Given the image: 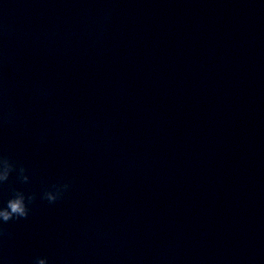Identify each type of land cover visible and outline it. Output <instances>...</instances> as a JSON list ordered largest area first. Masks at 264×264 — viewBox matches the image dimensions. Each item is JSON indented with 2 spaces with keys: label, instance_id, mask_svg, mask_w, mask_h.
Segmentation results:
<instances>
[{
  "label": "clouds",
  "instance_id": "clouds-1",
  "mask_svg": "<svg viewBox=\"0 0 264 264\" xmlns=\"http://www.w3.org/2000/svg\"><path fill=\"white\" fill-rule=\"evenodd\" d=\"M17 172L18 178L21 182L27 183L29 177L25 174L26 169L21 166L17 167L6 156H0V186L8 182L10 175ZM69 188L68 184L54 185V190H46L43 193V199L47 200L50 204L55 203L60 199L64 192ZM36 200L35 194L26 195L23 191L13 190L12 196L7 200L6 205L0 207V222L6 224L11 220L27 219L29 216V205ZM6 229L0 225V238L9 236ZM34 264H48L46 257H37Z\"/></svg>",
  "mask_w": 264,
  "mask_h": 264
}]
</instances>
